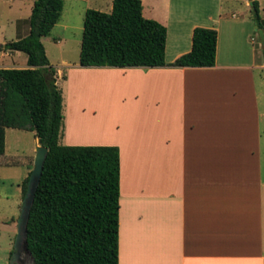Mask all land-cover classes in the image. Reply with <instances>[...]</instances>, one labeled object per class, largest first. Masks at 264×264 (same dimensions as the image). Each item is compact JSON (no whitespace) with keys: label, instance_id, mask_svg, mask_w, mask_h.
Returning <instances> with one entry per match:
<instances>
[{"label":"crops","instance_id":"crops-1","mask_svg":"<svg viewBox=\"0 0 264 264\" xmlns=\"http://www.w3.org/2000/svg\"><path fill=\"white\" fill-rule=\"evenodd\" d=\"M222 1L188 17L170 0H141L143 17L166 29V63L190 50L194 27L214 29L209 67H80L78 56H49L46 45L65 37L40 38L61 93L58 143L118 148V264H264V112L253 84L264 64L251 15ZM62 12L52 28L66 26ZM26 32L4 28L0 47ZM15 52L0 50V68L26 67ZM13 197L0 208V264L12 252L21 185Z\"/></svg>","mask_w":264,"mask_h":264},{"label":"trees","instance_id":"trees-1","mask_svg":"<svg viewBox=\"0 0 264 264\" xmlns=\"http://www.w3.org/2000/svg\"><path fill=\"white\" fill-rule=\"evenodd\" d=\"M62 6L63 0H33L26 34L0 47L26 55V67L0 68V155L6 127L33 131L47 149L26 222L30 264H118V148L58 143L61 93L40 38L49 34ZM141 10V0H111L109 12L86 8L78 66L214 64V29L194 27L190 50L166 63V29ZM252 10L262 29L256 1Z\"/></svg>","mask_w":264,"mask_h":264},{"label":"rangeland","instance_id":"rangeland-1","mask_svg":"<svg viewBox=\"0 0 264 264\" xmlns=\"http://www.w3.org/2000/svg\"><path fill=\"white\" fill-rule=\"evenodd\" d=\"M171 11L179 10L186 16H193L194 9L197 13L215 12L218 0H170ZM256 1L257 11L260 18H264V0H223L225 8L233 7L236 12H248L253 23V30L250 34L255 53V62L264 64V50L260 46L257 27L253 18V10L249 2ZM33 0H0V42L2 30L13 28L16 25L19 29L27 27V16ZM247 2V5L245 3ZM110 0H63V12L60 23L66 26H55L49 32L50 36H63L66 38L55 46H47V52L51 58L58 54L64 55L67 60H76L79 50L83 11L92 8L103 12H109ZM179 7V8H178ZM62 25V24H60ZM9 39V35H4ZM250 41V39H249ZM20 53V52H15ZM23 55V54H21ZM49 57V58H50ZM51 60L50 64L54 66ZM254 88L258 93V100L261 110L264 112V68L255 70L253 78ZM264 121V115L262 117ZM262 121V128H263ZM86 129V128H85ZM264 131V129H262ZM264 137V136H263ZM36 137L33 131L6 127L4 129V152L0 155V208H13V201L16 185H21L24 178L32 169L35 154ZM14 264H30V258H22Z\"/></svg>","mask_w":264,"mask_h":264},{"label":"water","instance_id":"water-1","mask_svg":"<svg viewBox=\"0 0 264 264\" xmlns=\"http://www.w3.org/2000/svg\"><path fill=\"white\" fill-rule=\"evenodd\" d=\"M249 5L252 7V2H249ZM257 34L260 46L261 48H264V36L262 29H257ZM46 151L47 149L44 146L40 145V139L36 138L32 169L28 174L25 191L21 199L19 215L16 220V233L8 264L19 262L22 260L21 257L29 254L26 246V222L28 218L29 208L33 200L34 191L39 181Z\"/></svg>","mask_w":264,"mask_h":264},{"label":"flooded vegetation","instance_id":"flooded-vegetation-1","mask_svg":"<svg viewBox=\"0 0 264 264\" xmlns=\"http://www.w3.org/2000/svg\"><path fill=\"white\" fill-rule=\"evenodd\" d=\"M27 257H29V256H28V255H25V256H24V258H27Z\"/></svg>","mask_w":264,"mask_h":264}]
</instances>
